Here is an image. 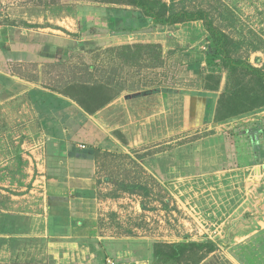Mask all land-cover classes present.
Listing matches in <instances>:
<instances>
[{
  "label": "rangeland",
  "instance_id": "374dc122",
  "mask_svg": "<svg viewBox=\"0 0 264 264\" xmlns=\"http://www.w3.org/2000/svg\"><path fill=\"white\" fill-rule=\"evenodd\" d=\"M129 1L0 0V217L45 206L67 145L71 168L91 160L100 237L127 252L105 264L178 242L214 245L184 264H264V85L222 65L202 22L156 25ZM145 1L207 12L228 55L264 71V0ZM9 37L34 53L11 61Z\"/></svg>",
  "mask_w": 264,
  "mask_h": 264
},
{
  "label": "crops",
  "instance_id": "0c3cea01",
  "mask_svg": "<svg viewBox=\"0 0 264 264\" xmlns=\"http://www.w3.org/2000/svg\"><path fill=\"white\" fill-rule=\"evenodd\" d=\"M56 24L61 26L60 20ZM35 30L41 31L39 28ZM20 38L9 37L10 42L5 45L9 56H12L11 61L16 55L28 57L34 53L30 51L35 49L32 45L29 51L26 47L21 51L13 49L27 40ZM62 135L66 136V131L60 126L54 136ZM65 148L67 151L60 152L59 156L52 153L47 157L49 161L46 163L53 162L46 165L49 166V184L45 206L40 210H24L0 217V264L3 261L7 264H105L114 255L122 262L127 252H114L113 245L99 234L98 202L91 188L94 179L89 176L91 160L83 164L76 159L77 166L84 169L71 168L68 164L70 147L66 145Z\"/></svg>",
  "mask_w": 264,
  "mask_h": 264
},
{
  "label": "trees",
  "instance_id": "16d2710c",
  "mask_svg": "<svg viewBox=\"0 0 264 264\" xmlns=\"http://www.w3.org/2000/svg\"><path fill=\"white\" fill-rule=\"evenodd\" d=\"M129 3L139 9L144 13L145 17L151 19L156 25L161 26H173L178 23H189V22H197L200 21L203 23L204 29L209 34V36L213 40V53L216 54L222 65L226 68H229L230 71H236L237 69H241L247 75L253 77L257 81L261 82L264 85V71L255 68L252 65L234 60L228 55L227 46H228V37L219 29L214 27L212 21L209 19L207 12L205 11H177L172 12L168 16L161 14L160 12H156L154 9V3L150 4L145 0H130ZM55 45H45V47H49L48 51L50 53L54 52L53 47ZM81 48L85 47V43H81ZM55 48V47H54ZM67 50L70 47L67 45L65 47ZM159 49V46H156ZM54 54V53H53ZM51 56V55H50ZM96 70L94 66H87L85 70L91 71ZM81 85H89L88 82L82 81ZM102 88V87H101ZM233 98L231 97V100ZM264 106V105H261ZM257 106V107H261ZM256 107V108H257ZM233 112L227 118L237 116L240 114H244L247 112V109L241 108H233ZM249 111V109H248ZM76 112V111H75ZM77 117L80 116V113L77 111ZM86 125H90L89 122ZM91 129H95L90 126ZM98 132V131H97ZM214 249V245L212 243L207 242H178V243H154L153 244V258L156 264H184L185 261L192 260L193 263H198L201 258L207 254L211 253Z\"/></svg>",
  "mask_w": 264,
  "mask_h": 264
},
{
  "label": "built area",
  "instance_id": "2783aa9c",
  "mask_svg": "<svg viewBox=\"0 0 264 264\" xmlns=\"http://www.w3.org/2000/svg\"><path fill=\"white\" fill-rule=\"evenodd\" d=\"M108 264H111V263L108 262Z\"/></svg>",
  "mask_w": 264,
  "mask_h": 264
}]
</instances>
